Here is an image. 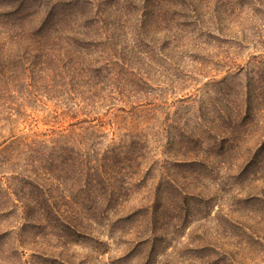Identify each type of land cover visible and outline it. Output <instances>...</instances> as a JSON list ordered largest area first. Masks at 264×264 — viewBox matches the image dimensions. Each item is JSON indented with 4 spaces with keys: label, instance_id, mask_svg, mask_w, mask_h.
I'll return each instance as SVG.
<instances>
[{
    "label": "rangeland",
    "instance_id": "rangeland-1",
    "mask_svg": "<svg viewBox=\"0 0 264 264\" xmlns=\"http://www.w3.org/2000/svg\"><path fill=\"white\" fill-rule=\"evenodd\" d=\"M66 1L0 0V264H264V202H238L239 196L264 197V0H196L199 10L190 11L188 20L197 25L184 31L167 0H146L155 4L161 27L171 29L147 31L157 55L147 58L143 72L156 107L115 109L96 133L41 94L28 99L21 113L15 110L23 103L15 88L25 86L15 80V25L55 20L48 13L36 19L15 13L45 4L58 10ZM126 13H113L101 31L132 58L138 40L133 25H119ZM142 13L154 26L152 8ZM206 26L212 35L201 36ZM164 36H170L166 58L158 54ZM184 47L188 54L180 52ZM196 51L201 54L194 59ZM131 131L149 140L157 163L136 192L114 175L117 186L91 197L121 198L125 212L139 203L150 208L118 222L120 214L110 210L100 226L80 212V163L95 165L102 149ZM240 169L245 172L237 178ZM26 175L44 185L51 210L30 202L41 193ZM225 214L240 227L226 228ZM41 216L47 220L38 221ZM65 220L86 226L91 237L66 230Z\"/></svg>",
    "mask_w": 264,
    "mask_h": 264
},
{
    "label": "trees",
    "instance_id": "trees-1",
    "mask_svg": "<svg viewBox=\"0 0 264 264\" xmlns=\"http://www.w3.org/2000/svg\"><path fill=\"white\" fill-rule=\"evenodd\" d=\"M233 1L227 0L225 3L233 4ZM167 2L168 6L174 9L177 18L183 19V22H179V29L184 31V28L189 29L192 25H197L188 20L192 18L190 11L199 10L196 0H167ZM114 3L117 9L113 10L114 6L110 7V5ZM61 6L62 8L58 10L57 8L47 10L45 4L44 8L15 13V18L36 19L43 13H48L50 18L55 19L52 22L15 25V80L25 85L15 88V96L23 102L16 106L15 110L21 113L20 108L29 103L28 99L41 94V97L56 102L55 106L62 110L61 114L88 123L86 129L96 133L99 131L97 128L105 124V118L115 109L123 113H134L146 105L156 107L158 98L148 90L146 86L148 82L144 80L143 72L146 64L148 65L147 58L156 60L157 55L154 53V47L146 42V39L152 40L148 37L147 31L148 28H154L157 33L171 29L161 27L156 16L155 4H148L146 0H97V3L96 0H67L62 2ZM145 8H152L154 26L148 24L147 14H141V10ZM123 10L128 12L127 19L123 14L120 15L124 20L119 25L124 26L127 22L132 24L133 34L138 39L135 40L132 58L125 54L127 47L123 46L122 50L117 47L116 44L119 43L111 33L101 31L107 22L115 17L113 13L119 14ZM196 19L195 21L199 23L198 15ZM204 30L200 32L201 36L212 35L210 27L206 26ZM169 39L170 36H164L160 40V42L165 40V43L158 54L164 58L168 57L165 53L168 51ZM224 41L230 40L224 39ZM125 43L123 41L122 45ZM176 47L175 44L174 48L179 51ZM181 49V53L188 54V51H185L186 47ZM200 54L201 52L196 51L190 55L196 59ZM176 64L182 66L179 61ZM129 83L131 85H126ZM133 83L137 86H133ZM39 98L38 101L41 100ZM22 136L24 135L21 134L16 138ZM142 136L140 131H131L125 135V140L111 142L110 148L102 149L103 157L95 165L87 159L80 163L83 179L81 187L84 195L83 201L79 203L80 212H84L89 221L95 220L98 225H103L102 219L108 217L110 210L115 211V216L120 214L117 222L138 216L143 211L148 213L150 207L146 203H139V208L133 207L125 212V201L121 202V198H110L107 202L100 196L105 188L117 186L115 183L117 176L114 175L120 177L122 187L127 186L126 190L130 192L134 193L141 188V183L145 182L143 174L147 170H152L157 163L156 150L150 146L149 140L143 139ZM31 144L30 146L27 143L25 146H30L29 150H33V143ZM42 162L43 160L40 163ZM247 165L253 168L254 162L249 160ZM28 168L30 164L27 165L26 171L29 170ZM244 172L240 169L237 178ZM26 177L31 179L27 184L41 193V199H30V202L40 206L42 211L51 210L52 205L45 196L44 185L38 178L31 175ZM123 190L125 188H121V192ZM97 192H100V197L92 198L91 194L96 195ZM258 196L248 195L242 199L239 196L238 202L247 205L263 203L264 197ZM96 199L99 201H93ZM49 204L51 207H46ZM220 217L226 228L240 227V224L228 214ZM44 219L47 220L41 216L38 221ZM70 221L65 220L66 224H62V227L84 237H91L86 226L73 225Z\"/></svg>",
    "mask_w": 264,
    "mask_h": 264
}]
</instances>
